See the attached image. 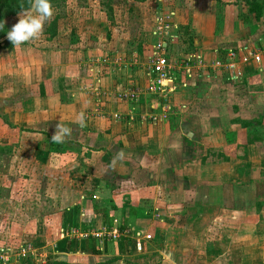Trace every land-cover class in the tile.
I'll return each instance as SVG.
<instances>
[{
	"label": "crops",
	"instance_id": "obj_1",
	"mask_svg": "<svg viewBox=\"0 0 264 264\" xmlns=\"http://www.w3.org/2000/svg\"><path fill=\"white\" fill-rule=\"evenodd\" d=\"M198 10L195 21L202 27L193 33L197 35L194 44L203 46L199 53L208 58L222 57L226 48H239L237 78L241 85L237 87L246 89L245 97L256 94L257 99L250 100L264 106V51L260 63H255L250 54L256 50L249 47L252 41L264 38L263 31L247 36L239 30L243 24L236 12L235 18L227 16L238 29L234 36V30H230L228 39L221 29L216 33L214 27L203 26L213 25L210 13L215 8ZM219 14L224 23L222 12ZM15 30L11 27L0 37V89L5 86L10 91L11 119L29 134L41 131L50 136L62 147L60 151L74 160L77 167L69 175L75 178L77 198L82 199L63 213L57 212L62 216L57 215L61 219L51 230L54 235L47 259L46 239H42L36 244L42 253L27 254L16 264L27 259L34 264H264V195L257 213L251 210L252 198L248 204L244 199L238 203L231 179L207 186L212 187L207 194L198 189L204 185H195V194L191 195L185 190L174 194L167 191L176 182V168L167 157L174 160L173 152L180 150L175 146H181L182 130L174 135L170 127H160L162 123L150 126V122L141 120V113L157 112L159 105L150 109L145 94L139 92L137 102L118 97L119 92L146 86L144 62L140 73L143 81L131 85L129 66L120 53L111 61L113 64L104 62L95 56L109 55L108 49L100 51L57 33L54 44L47 47L41 46V38L2 42ZM208 45H213L209 53L203 51ZM91 86L98 88L97 92ZM248 146L254 147L251 143ZM157 153H163V159ZM181 173L177 170V180L182 178ZM199 200L216 207L211 216L205 217ZM103 227H127L139 232L142 246L137 248L132 237L101 241L78 234Z\"/></svg>",
	"mask_w": 264,
	"mask_h": 264
},
{
	"label": "rangeland",
	"instance_id": "obj_2",
	"mask_svg": "<svg viewBox=\"0 0 264 264\" xmlns=\"http://www.w3.org/2000/svg\"><path fill=\"white\" fill-rule=\"evenodd\" d=\"M249 1L0 0V37L15 27V33L2 42L41 38V46L47 47L54 44L53 38L57 34H62L100 51L106 48L109 55L95 57L111 62L120 53L129 66L128 79L132 80L129 84L141 83V66L143 62L147 65L146 57L156 39L168 44L165 47L167 55L179 57L194 49L195 52L202 51L203 46L194 44L197 35L193 33L200 32L202 27L195 21L198 9L202 7L215 8L213 14L210 13L214 17L213 25L203 26L214 27L216 33L221 29L226 35L233 29L231 36L236 34L238 29L230 19L235 18L236 12L243 24L240 31L247 32V36L257 30L264 33V19L260 22L248 11ZM217 6L224 16V23L220 21V14L217 15ZM157 27L159 33L154 35ZM83 36H89V39H81ZM226 38L230 39L228 35ZM212 46L208 45L203 51L211 52ZM249 47L263 52L264 38L252 41ZM214 58L219 57H202L208 65ZM192 69L190 77L183 69L179 72H183L190 83L178 86L165 97L152 92L147 83L142 89L138 88L141 95L145 94L144 101L150 109L154 110L159 104L157 112L141 113V120H147L150 124H146L150 126L162 123L160 127H170L174 135L182 130L181 146H175L180 150L173 152L174 160L167 157L176 168L175 173L172 170L176 182L167 191L174 194L185 190L191 195L195 194V185H204L198 189L207 194L212 188L207 186L231 179L235 181L238 203L244 199L248 204L247 200L252 198L251 210L259 213L260 198L264 195V106L255 99L250 100L257 99L256 94L245 97L246 89L237 87L241 85L239 78H229L208 68L204 72L197 67ZM7 91L5 86L0 89V264H16L18 258L24 260L27 254L42 253L36 245L39 240L44 241L42 239H46L47 259L51 255L50 241L54 235L51 230L62 216L59 211L63 213L68 206L82 199L77 198L75 178L69 175L77 164L67 153L60 151L62 147L50 136L41 131L29 134L28 129L15 124L10 116L13 105ZM132 101L137 102V99ZM168 105L171 109H166ZM148 114L164 117L154 120ZM187 132L192 135L187 137ZM250 143L254 147L248 146ZM163 155L157 157L163 159ZM75 161L79 160L75 158ZM177 170L182 172V178L178 180ZM225 191L230 190L226 188ZM197 204L205 217L211 216L216 208L201 200ZM158 207L162 210L163 204Z\"/></svg>",
	"mask_w": 264,
	"mask_h": 264
},
{
	"label": "built area",
	"instance_id": "obj_3",
	"mask_svg": "<svg viewBox=\"0 0 264 264\" xmlns=\"http://www.w3.org/2000/svg\"><path fill=\"white\" fill-rule=\"evenodd\" d=\"M160 28L157 27L154 30V35L159 33ZM150 49V52L147 56V65H146V80L147 87L154 93L159 94V96H167L172 93L178 86H186L188 84L187 78L184 77L183 72H179L182 69L186 72L187 77H190L192 68L204 70L209 69V71L225 72L229 78L238 77V60L241 55L239 48L230 47L225 49V54L218 59H213L211 64H206L203 55L199 52H190L179 57L167 55L165 52L164 42L156 39ZM251 59L255 63H260L261 61V52L254 51L251 54ZM184 63V64H183ZM192 69V70H191ZM205 73H209L205 71ZM98 81V80H97ZM93 92H97L98 88L91 86ZM139 89H130L128 91L119 92L118 97L125 100H136L139 98ZM170 97V96H169ZM184 107V106H183ZM166 109H171V105L166 106ZM86 116H88L86 114ZM152 119L157 120V118L164 117V115L151 114L149 116ZM144 118V116H143ZM80 237L86 238L91 236L95 239L101 241H120L121 239H128L132 237L135 240L137 248L142 246V237L139 232L131 231L127 227H114L108 228L103 227L99 230H90V231H81L78 232ZM150 235H146L145 238H149ZM1 250V248H0ZM28 253V251H27ZM26 253H22V256H25ZM0 258L1 254H0ZM6 259V258H5Z\"/></svg>",
	"mask_w": 264,
	"mask_h": 264
},
{
	"label": "trees",
	"instance_id": "obj_4",
	"mask_svg": "<svg viewBox=\"0 0 264 264\" xmlns=\"http://www.w3.org/2000/svg\"><path fill=\"white\" fill-rule=\"evenodd\" d=\"M248 11L254 14L255 18H264V0H250L248 2ZM22 264H34L30 260L23 262ZM50 264H57L55 262Z\"/></svg>",
	"mask_w": 264,
	"mask_h": 264
}]
</instances>
